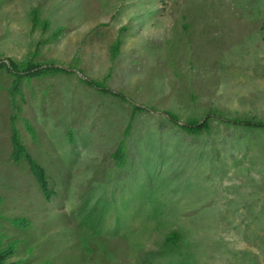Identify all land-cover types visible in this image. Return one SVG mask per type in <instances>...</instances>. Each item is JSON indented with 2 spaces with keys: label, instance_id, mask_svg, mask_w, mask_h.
Returning <instances> with one entry per match:
<instances>
[{
  "label": "rangeland",
  "instance_id": "374dc122",
  "mask_svg": "<svg viewBox=\"0 0 264 264\" xmlns=\"http://www.w3.org/2000/svg\"><path fill=\"white\" fill-rule=\"evenodd\" d=\"M35 6L46 32L31 31ZM263 24L264 0H0V64L37 53L35 63L75 68L20 78L0 69L7 263L264 264V130L211 119L188 136L163 115L183 123L216 109L264 122ZM80 71L108 74L110 89L146 111L85 86ZM13 128L45 170L49 200L27 163H13ZM173 232L179 242L166 247Z\"/></svg>",
  "mask_w": 264,
  "mask_h": 264
},
{
  "label": "trees",
  "instance_id": "16d2710c",
  "mask_svg": "<svg viewBox=\"0 0 264 264\" xmlns=\"http://www.w3.org/2000/svg\"><path fill=\"white\" fill-rule=\"evenodd\" d=\"M159 8L161 10H165L166 3H161ZM29 22H30V28L31 31L35 30H41L43 32H46L49 30L50 23L47 20H43L40 17L39 8L37 6L33 7L28 14ZM181 20H187L186 15L180 16ZM130 23L123 25L119 28L118 36L114 40L112 46L109 48L108 52V58L111 62H114V60L118 57L120 54V48H121V37L127 33L128 28L130 27ZM184 28L188 29V24H183ZM263 30V38H264V24L262 26ZM62 32V28L59 27L55 29L50 36L49 39L45 41V43H51L60 37ZM141 36H145L147 34H140ZM150 39V38H148ZM37 56V53H32L29 59L22 60L20 62H16L12 59L8 60V64H0V69L4 68V70L12 75L15 78H20L23 76L27 77H41V76H57V75H74L75 74V68L72 66L69 68H63L55 65H44V64H38L35 63V58ZM81 74V77H78L79 81L84 84L85 86L94 89L99 94L102 95H108L110 97H113L115 99L121 100L123 102L128 103L132 107V114L145 112L146 110L139 105H136L129 100H127L123 95L113 91L107 86L106 80L108 79V74L101 80H93L85 78L83 75V72L80 71L79 75ZM16 87H14L15 89ZM163 115L166 116V119L170 121L171 123L177 124L178 127L182 132H184L188 136H198L200 134L206 133L210 129V120L216 119L219 120L221 123L228 125V126H234L238 128L248 129V130H264V122L260 120H256L253 118H247V117H226L220 113V111L216 109H210L207 114L205 115V118L203 119H191L188 121H185L183 123H179L178 119L172 115L168 111H163ZM129 128V125L128 127ZM31 132L34 134L33 129H31ZM10 141L12 144V161L15 164H20L22 162H26L29 171L34 177L38 187L42 191L43 195L45 196L46 200H49L51 196V191L48 188V181L47 176L45 173V170L37 163L35 162L31 156L28 154L26 147L22 143V140L18 134V131L13 128ZM124 146L123 143H120L118 148L115 150V152L112 154V157L116 161V166L121 167L124 165L125 160V154H124ZM23 223H27L26 221H22ZM179 242V234L176 232H173L168 236L167 239L164 241V245L168 247L169 245H177ZM12 255V251L7 248H1L0 247V264H9L7 263L8 258Z\"/></svg>",
  "mask_w": 264,
  "mask_h": 264
}]
</instances>
